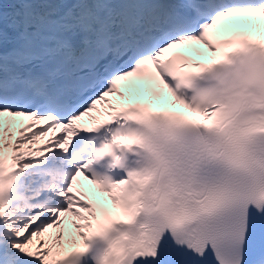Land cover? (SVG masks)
<instances>
[{"label": "snow or ice", "instance_id": "6c2138e0", "mask_svg": "<svg viewBox=\"0 0 264 264\" xmlns=\"http://www.w3.org/2000/svg\"><path fill=\"white\" fill-rule=\"evenodd\" d=\"M0 264H264V0H0Z\"/></svg>", "mask_w": 264, "mask_h": 264}, {"label": "bare ground", "instance_id": "6f19581e", "mask_svg": "<svg viewBox=\"0 0 264 264\" xmlns=\"http://www.w3.org/2000/svg\"><path fill=\"white\" fill-rule=\"evenodd\" d=\"M93 195H94L95 199L97 200V202L99 203V201L102 199L101 196L96 194V193H94Z\"/></svg>", "mask_w": 264, "mask_h": 264}]
</instances>
